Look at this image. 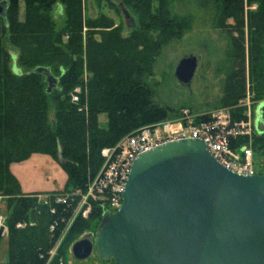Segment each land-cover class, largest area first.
<instances>
[{"label": "trees", "instance_id": "1", "mask_svg": "<svg viewBox=\"0 0 264 264\" xmlns=\"http://www.w3.org/2000/svg\"><path fill=\"white\" fill-rule=\"evenodd\" d=\"M20 1L8 0L6 16H0V193L14 195L16 206L9 222L8 262L0 264H47L49 251L73 217L75 201L53 199L51 205L44 208L42 224L37 222L17 228L18 223L26 220L35 199L22 190L10 165L28 159L34 153L48 154L60 161V154L61 166L67 173V186L84 191L104 163L103 148H112L125 136L176 112L157 100L147 78L153 73L150 55L139 49V43L161 46V41L166 38L180 39L191 28V18L167 13L160 7L153 9L150 0H120L125 7L136 11L142 26L137 39L131 36L135 43L134 54L129 52L131 40L122 37L118 30L104 34L101 42L87 40L85 54L93 75L87 83L88 110L80 111L70 93L82 83L81 0H24V20L18 17ZM193 1L203 8L215 10L216 27L220 29L230 28V18L236 22V33H229V72L221 101L224 106L237 104L246 94L242 28L245 4H260L258 12L248 11V56L250 89L255 99L264 101V0ZM59 3L66 6V31L55 36L51 11ZM152 30L159 32L156 38L149 33ZM68 31L69 42L60 45L63 34ZM5 37L19 50L18 69L14 68L11 53L4 45ZM107 46L113 48L111 56L115 60L127 61L124 68L117 65V68L113 66L101 72L96 62L102 58ZM129 53L131 59L125 57ZM39 66L49 67L59 77L57 86L50 93L44 75L35 72ZM81 103H85L83 97ZM103 113L107 115V127L98 124V117ZM228 141L232 148L250 143L255 154L264 156V130L254 131L251 137L230 135ZM106 170L107 167L103 172ZM105 215L101 202L91 200L88 216L84 217L82 213L75 216L68 232L74 236L82 235Z\"/></svg>", "mask_w": 264, "mask_h": 264}, {"label": "water", "instance_id": "2", "mask_svg": "<svg viewBox=\"0 0 264 264\" xmlns=\"http://www.w3.org/2000/svg\"><path fill=\"white\" fill-rule=\"evenodd\" d=\"M7 6L0 1V16ZM196 67L195 55L184 56L175 76L189 84ZM35 72L49 93L57 86L49 67ZM257 119L264 124V101ZM92 235L73 243L76 258L95 251L114 264H264V173L225 167L199 138L165 142L133 159L121 206Z\"/></svg>", "mask_w": 264, "mask_h": 264}, {"label": "rangeland", "instance_id": "3", "mask_svg": "<svg viewBox=\"0 0 264 264\" xmlns=\"http://www.w3.org/2000/svg\"><path fill=\"white\" fill-rule=\"evenodd\" d=\"M150 7L153 9L160 7L167 13L188 15L191 18V28L180 39L171 40V38H166L161 41V46L139 43V49L145 51V53L148 52L150 55L153 73L147 78L154 88L157 100L176 111L182 107H189L197 112L227 109L234 119L246 118L249 115L253 131H263L264 124L257 119V106L262 100L255 99L254 93L250 89L248 56L250 45V15H248V11L253 14L258 12L260 4L256 2L251 5L245 4L242 28L245 37L246 94L237 104L226 106L222 105L221 101L224 96V85L229 72V62L227 61V51L231 45L229 33H236L235 20L233 18L228 20L230 24L228 30L220 29L216 27L215 10L213 8H203L193 0H150ZM25 13L26 4L24 0H21L18 15L20 20H24ZM51 15L55 26L52 31L53 35L56 36L62 33L63 30L66 31V6L60 3L56 4L51 11ZM80 18L82 20L80 33L82 34L84 45V64L82 83L78 88H81V95L86 103L88 97L87 83L93 75L85 54L87 40L90 38L95 42H101L104 34H110L118 30L122 37L131 40L128 47L131 49L129 52L133 55L135 43L132 41V37L134 39L138 38L142 26L139 25V16L136 11L125 7L120 0H81ZM136 28L138 30L134 34L133 32ZM69 33L70 31L63 34L60 45L69 42ZM149 33L154 38L159 34V32H154V30ZM4 45L11 53L14 68L18 69L19 50L10 43L7 37L4 38ZM111 50L113 48L107 46L102 58L96 62L101 68V72H106V70L112 69L113 66L124 68L127 64V61L120 60L119 62L115 60L111 56ZM130 53L126 54L125 57L131 59ZM187 55H195L197 57V67L190 83L183 84L175 76V68L179 61ZM53 109L54 107L51 108L52 111ZM233 115L238 116L236 118ZM98 124L100 127H107V115L105 113L99 115ZM254 166L257 173H264V156L255 154ZM10 168L21 181V188L23 186L26 190H35L25 192L22 188L25 193L32 196V199H35V202L27 214L26 220L18 223L17 228H25L37 222L42 224L43 216L45 215L44 208L49 207L51 200L56 199L55 197H62L71 202L72 199L75 201L73 217L49 251L47 264H114L113 260H102L95 251L86 259H79L73 255L71 251L73 243L85 234L92 233L94 235L100 222H93L90 229L82 235L74 236L69 234L68 230L71 222L75 216L81 213L80 211L84 209V206L80 197L73 196L75 190L67 186V173L58 159L48 154L34 153L28 159L21 162H13ZM14 199V195L0 193V228L2 226L5 228L0 240V263L8 262L9 258V222L16 207ZM51 227L53 228V226Z\"/></svg>", "mask_w": 264, "mask_h": 264}, {"label": "built area", "instance_id": "4", "mask_svg": "<svg viewBox=\"0 0 264 264\" xmlns=\"http://www.w3.org/2000/svg\"><path fill=\"white\" fill-rule=\"evenodd\" d=\"M81 88L76 87L71 99L78 104L80 111H87L88 104L81 103ZM204 117H208L205 120ZM251 118L234 119L227 109L219 111L197 112L189 107H182L165 119L122 138L112 148H103L105 160L97 175L88 181L84 191H75L73 196L83 201L80 212L87 217L91 209V200H99L105 213H114L122 204V192L133 159L140 153L168 141L199 138L210 152L225 167L242 174H257L254 166V150L250 143L232 148L230 135L253 133ZM107 170L103 172L104 168ZM57 201L68 199L55 197ZM74 202V199H72Z\"/></svg>", "mask_w": 264, "mask_h": 264}, {"label": "crops", "instance_id": "5", "mask_svg": "<svg viewBox=\"0 0 264 264\" xmlns=\"http://www.w3.org/2000/svg\"><path fill=\"white\" fill-rule=\"evenodd\" d=\"M20 184L22 185L21 181H20ZM22 188H23V190H24L25 192H32V191H35V190H26L23 186H22Z\"/></svg>", "mask_w": 264, "mask_h": 264}]
</instances>
